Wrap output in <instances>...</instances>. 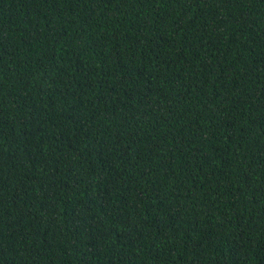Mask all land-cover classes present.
<instances>
[{
    "label": "trees",
    "instance_id": "1",
    "mask_svg": "<svg viewBox=\"0 0 264 264\" xmlns=\"http://www.w3.org/2000/svg\"><path fill=\"white\" fill-rule=\"evenodd\" d=\"M0 264H264V0H0Z\"/></svg>",
    "mask_w": 264,
    "mask_h": 264
}]
</instances>
